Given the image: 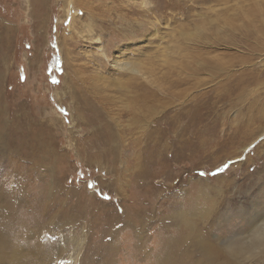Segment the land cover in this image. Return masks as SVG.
I'll return each instance as SVG.
<instances>
[{
    "label": "rangeland",
    "instance_id": "1",
    "mask_svg": "<svg viewBox=\"0 0 264 264\" xmlns=\"http://www.w3.org/2000/svg\"><path fill=\"white\" fill-rule=\"evenodd\" d=\"M47 1L0 0V117L27 119L46 148L30 163L46 208L30 238L61 263L218 264L217 229L264 218V0H97L99 23L79 11L75 25L66 0ZM142 89L152 103L135 106ZM5 185L0 264H20L16 248L44 264L42 245L5 234L33 191Z\"/></svg>",
    "mask_w": 264,
    "mask_h": 264
},
{
    "label": "bare ground",
    "instance_id": "2",
    "mask_svg": "<svg viewBox=\"0 0 264 264\" xmlns=\"http://www.w3.org/2000/svg\"><path fill=\"white\" fill-rule=\"evenodd\" d=\"M66 1L68 4V7H69L68 14L66 16H69V14L73 13L70 15L72 18V23H71L72 25L79 23L78 21H80L82 19L77 14L79 11L83 12L84 19L89 18L90 21H92V23H94L96 21H98V23H99L98 19H99L101 14L95 13L96 9L94 7H93L94 9L91 7V5H94V3L97 2V0H66ZM28 2L31 4L33 11L36 12L37 6H43L44 7L49 1H47V0H28ZM123 2H124V0H121V4H120L121 8L120 9H123V7H124V5H122V4H124ZM103 3H105V0H100V2L98 4L100 6H103ZM126 9H127V7H126ZM132 9H133V11L135 10L134 8H132ZM39 10H40V8H39ZM41 15H43V14H41ZM66 16H65V18H66ZM126 16H125V18H126ZM121 17H123V14H121ZM121 19L123 21V18H121ZM95 24H97V23H95ZM115 64L118 67L117 61H115ZM116 66L114 65V67H116ZM125 66L127 68H130L132 71H135L134 70L135 67L133 69V67L131 68L128 64H126ZM120 67L123 69V66H120ZM136 69H137V67H136ZM74 88H75V90H74V93H75V92H77L76 91L77 88L75 87V85H74ZM78 90H79V87H78ZM78 93H79V91H78ZM153 96H154L153 91H150L148 89H146V90L142 89L141 94H139L136 97L135 101L133 102V105L138 106V104H140L141 107L145 106L147 103H148V105H150L152 103V98H154ZM0 100H1V98H0ZM84 103H85L84 107H86L85 111L89 112V113H91V112L94 113V111H95L94 107L90 103H87V102H84ZM0 108H1V102H0ZM0 113H1V110H0ZM83 114H84V111H83ZM101 116L99 117V114L96 115V117H98L99 119L98 118L94 119L92 117V119L89 120L88 125L93 124V123L98 124L99 122H102V119H100ZM22 119H23L22 117L17 118V116H14V121L11 124L7 125L6 121H4L3 118L0 117V120H2L0 122L3 123L4 125H6V127L8 126L9 127L8 132H10L9 133L10 138L7 142V143H9V144H7L9 148H7L5 151V153L8 154L10 157L4 165L0 163V166L5 168V172H4L5 177H7L8 179L11 180V181L0 182L1 183L0 184V190L2 191V186H4L6 184L5 185L6 186V193L12 199H16V198L20 199V197H22V195L24 193H26L27 191L29 193H31V190H32L33 194H34V198H33V203H31V204L26 203L25 205L21 206L17 210L16 215H14V218L11 219L10 221H8L14 228H17L19 231V234L18 233L16 234V238L13 240L11 239L14 228L10 227L5 232V234H6L9 242H11V241H17V242L25 241L26 243L30 242L31 244L32 243L34 244V242H36L37 246H35V254H39V253H37V252H39L38 248H40V246L42 245L41 247L43 248V250H41L42 252L39 255L43 254L44 256L40 259L41 263L43 262L44 264H77V259H71V261L69 260L66 263H63V262L61 263L60 262L61 259L59 258L60 253H57V255L55 254V256H53V253L47 249L46 245H44V242H42L41 245H38L37 244L38 241H36L33 238H30L31 235H30V233L28 234V231L30 229V225L32 223H34L39 218L41 213H43V211H45V209H46L45 208V195L43 193V191H45V190L42 187L43 185L41 186V183L39 181L34 182L33 184L31 183V181H29V172L32 170L30 168V163L31 164L33 163L34 165H41L43 163L42 155L46 152V150H45L46 148L44 147L45 143L43 142V140L41 138H39L38 135L35 137V135H33V133H31V130L27 127V124L25 123V121H28V120L27 119L22 120ZM97 119H98V121H97ZM29 125H30V123H29ZM2 128H3V126L0 125V134L3 133V131L1 130ZM4 128H3V130H4ZM108 128H109L108 126L105 127V129L107 130L105 132H108L106 134H110V131H108L109 130ZM99 134H101V133H99ZM2 144H4V143H2ZM2 146L4 147L5 145H2ZM3 149H5V148H3ZM141 212L142 211L139 212L136 210V211H134V214L140 215ZM153 218H154V215L152 214V212L145 211L144 218L142 219V226L143 227L146 226L149 222H151L153 220ZM30 239H33V240H30ZM19 252H20V250L18 251V249L16 248L15 252H14V258L18 259V257H19L18 261L20 262V264H22L21 259L24 257H27V256H23V254H21ZM207 253H208V251H207ZM17 254H18V256H17ZM112 258H114V257H112ZM34 259L37 260V258H34Z\"/></svg>",
    "mask_w": 264,
    "mask_h": 264
},
{
    "label": "clouds",
    "instance_id": "3",
    "mask_svg": "<svg viewBox=\"0 0 264 264\" xmlns=\"http://www.w3.org/2000/svg\"><path fill=\"white\" fill-rule=\"evenodd\" d=\"M208 249L218 264H264V219L244 230L217 229Z\"/></svg>",
    "mask_w": 264,
    "mask_h": 264
},
{
    "label": "snow or ice",
    "instance_id": "4",
    "mask_svg": "<svg viewBox=\"0 0 264 264\" xmlns=\"http://www.w3.org/2000/svg\"><path fill=\"white\" fill-rule=\"evenodd\" d=\"M200 175L203 176L204 173H200ZM89 186H91V185H89ZM104 198H105V199H109V197H107V196H105Z\"/></svg>",
    "mask_w": 264,
    "mask_h": 264
}]
</instances>
